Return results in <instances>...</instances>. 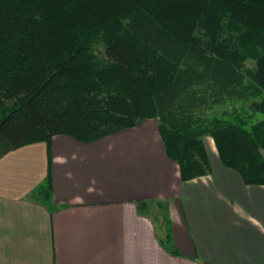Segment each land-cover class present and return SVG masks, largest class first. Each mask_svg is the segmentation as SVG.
Returning <instances> with one entry per match:
<instances>
[{"label": "trees", "instance_id": "16d2710c", "mask_svg": "<svg viewBox=\"0 0 264 264\" xmlns=\"http://www.w3.org/2000/svg\"><path fill=\"white\" fill-rule=\"evenodd\" d=\"M258 114L264 0H0V158L49 148L58 135L89 144L155 120L181 182L208 173L209 137L225 168L264 186ZM36 193L50 201L49 166Z\"/></svg>", "mask_w": 264, "mask_h": 264}, {"label": "crops", "instance_id": "0c3cea01", "mask_svg": "<svg viewBox=\"0 0 264 264\" xmlns=\"http://www.w3.org/2000/svg\"><path fill=\"white\" fill-rule=\"evenodd\" d=\"M36 145L46 164L44 156L42 165L32 156L7 162ZM205 151L208 173L181 182L157 122L147 120L89 144L58 135L49 148L8 153L0 158V264H264V186L245 185ZM48 166L46 202L36 192ZM16 171L27 181H12Z\"/></svg>", "mask_w": 264, "mask_h": 264}, {"label": "rangeland", "instance_id": "374dc122", "mask_svg": "<svg viewBox=\"0 0 264 264\" xmlns=\"http://www.w3.org/2000/svg\"><path fill=\"white\" fill-rule=\"evenodd\" d=\"M227 36L229 38V42L234 44V43L239 42V38L241 37V34L236 32L235 30H228L227 29ZM102 48H103L102 44L97 45L94 49V54L97 56H101L102 51H103ZM247 54H248L247 58L245 59L243 64L245 66V69H253L255 61L251 59L249 53H247ZM262 120H264V115L258 114L256 116H254V118L252 120V124L259 123ZM149 121H152V120H149ZM203 141H204V146L206 147V150H207L209 163L212 165L218 164L219 159H218L217 150H216V147H215L213 141L209 137H205L203 139ZM40 146H42V145H40ZM211 150H215L216 153L214 151H211ZM261 153H262V156H264L263 155L264 152H261ZM30 154H32V155H30ZM45 154H46V149H45ZM17 156L18 157L13 159V160L11 158H8L7 162H12L13 165L16 164L17 165L16 167H18V166L24 165V163L28 164L29 163V160H28L29 156H32L33 158H37L36 160L38 161V164L40 162V165H42L44 151L42 150V147H38V145H36V146L29 147L28 149H24L23 151H20V153ZM44 159H45L44 163L46 164V162H47V156L46 155L44 156ZM37 166H39V165H37ZM45 167H46V165H45ZM40 169H41V167H40ZM8 173L9 172H7L6 174H8ZM14 174L15 175H13V178H10V179H12V181L14 180L18 184H21V183H24L25 181H27V178H26L24 172L16 171ZM46 175H47V172H46ZM10 177H12V175ZM37 197L38 196L36 193V198ZM158 234H159V231H158Z\"/></svg>", "mask_w": 264, "mask_h": 264}]
</instances>
